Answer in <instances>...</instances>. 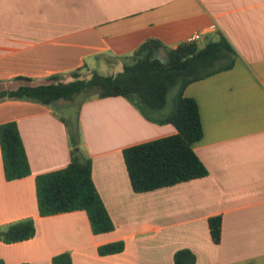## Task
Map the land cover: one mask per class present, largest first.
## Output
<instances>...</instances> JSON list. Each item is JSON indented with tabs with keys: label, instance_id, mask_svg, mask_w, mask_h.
Segmentation results:
<instances>
[{
	"label": "crops",
	"instance_id": "obj_1",
	"mask_svg": "<svg viewBox=\"0 0 264 264\" xmlns=\"http://www.w3.org/2000/svg\"><path fill=\"white\" fill-rule=\"evenodd\" d=\"M217 33L236 52L234 67L184 90L202 124L192 145L208 171L200 179L141 194L131 188L122 152L174 135L162 122L172 103L146 116L121 97L80 107L59 102L57 110L0 103V125L16 124L31 171L6 181L0 148V226L33 219L36 230L31 240L0 242L3 264H51L64 251L72 264H174L180 249L191 251L195 264H264V0H0V91L75 71L90 75L101 61L122 70L149 40L175 49L195 34L203 43ZM68 107L71 117L60 113ZM77 127L114 224L109 233L93 235L84 211L38 214L35 177L69 164L68 130ZM218 216L216 245L208 219ZM119 241L121 253L98 255V247Z\"/></svg>",
	"mask_w": 264,
	"mask_h": 264
},
{
	"label": "trees",
	"instance_id": "obj_2",
	"mask_svg": "<svg viewBox=\"0 0 264 264\" xmlns=\"http://www.w3.org/2000/svg\"><path fill=\"white\" fill-rule=\"evenodd\" d=\"M166 54L165 61L158 53ZM236 52L226 39L216 38L198 43H183L166 49L159 41L143 43L125 63L122 70L110 76L92 72L84 78L79 71L69 75L52 76L39 86H20L16 90H1L0 103L27 101L56 109L57 103L80 105L93 98L121 97L130 102L142 115L162 110L172 98V110L163 123L171 124L176 133L123 150L124 164L132 190L146 193L208 175L206 167L192 145L202 138V124L195 100L185 97V88L193 82L230 70ZM18 81L30 82L27 78ZM75 107V106H74ZM66 122V121H65ZM68 130L71 146L69 164L60 170L35 177L38 214L47 217L84 211L93 235L114 230L92 180V163L81 147L79 127ZM0 148L6 181L30 176V166L14 122L0 125ZM211 240L218 245L222 235L221 217L208 219ZM36 234L34 220L24 219L0 226V242L15 244L28 241ZM124 250L119 241L98 247L99 256L113 255ZM194 254L187 249L174 253V264H195ZM0 264H3L0 261ZM51 264H72L69 254L52 257Z\"/></svg>",
	"mask_w": 264,
	"mask_h": 264
},
{
	"label": "rangeland",
	"instance_id": "obj_3",
	"mask_svg": "<svg viewBox=\"0 0 264 264\" xmlns=\"http://www.w3.org/2000/svg\"><path fill=\"white\" fill-rule=\"evenodd\" d=\"M198 44H202V43H198ZM159 59L161 60V61H164L165 60V57H164V55H160L159 56ZM121 71V65L120 64H113V65H109L108 63H105L104 61H101L100 63H99V67H98V69H97V73L99 74V75H101V76H110V75H112L114 72L115 73H118V72H120ZM82 76L84 77V78H88L90 75L89 74H86V73H83L82 74ZM67 80H69V78H66ZM175 95V90H172L171 92H170V94H169V98H168V107H170L171 106V103H172V98H173V96ZM60 113L61 114H63V115H67V116H69V117H71L73 114H74V110H73V108H65V109H63V110H61L60 111ZM64 253H67V254H69V256L71 257V255H70V252L69 251H64V252H61V253H59L58 255H60V254H64ZM55 256H57V255H55ZM23 264H27V263H23Z\"/></svg>",
	"mask_w": 264,
	"mask_h": 264
},
{
	"label": "built area",
	"instance_id": "obj_4",
	"mask_svg": "<svg viewBox=\"0 0 264 264\" xmlns=\"http://www.w3.org/2000/svg\"><path fill=\"white\" fill-rule=\"evenodd\" d=\"M200 40H201V35L195 34L188 40V43H198Z\"/></svg>",
	"mask_w": 264,
	"mask_h": 264
}]
</instances>
